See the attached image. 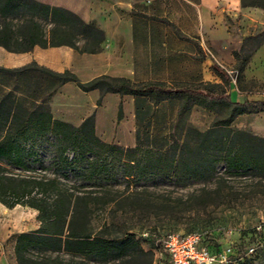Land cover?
Wrapping results in <instances>:
<instances>
[{
    "label": "trees",
    "instance_id": "obj_1",
    "mask_svg": "<svg viewBox=\"0 0 264 264\" xmlns=\"http://www.w3.org/2000/svg\"><path fill=\"white\" fill-rule=\"evenodd\" d=\"M239 1L241 7L264 10V0ZM103 40L101 29L68 9L37 0H0V45L8 51L24 52L35 45H67L79 52L96 53L101 50ZM81 41L83 46L79 45ZM262 44L264 31L246 36L239 49L232 51L237 84L244 79L250 58ZM197 48L201 51L200 45ZM29 66L51 81L46 96L32 109L24 108L1 82V76L18 73ZM213 69L220 83L187 85L163 81L135 83L130 78L109 75L82 82L68 69L57 72L34 62L17 68L0 66V203L9 209L17 205L32 208L39 222L36 229L11 237L16 263L85 264L87 258L141 264L134 260L146 254L141 240L147 237L124 225L119 235L111 234L108 218L118 213L126 214L124 208L121 212L117 209L122 207V203H118L121 200L101 201L99 192L88 190L86 183L100 185L121 175L134 183L158 177L172 178L184 186L212 178L218 163L230 172L254 171L264 176V137L231 128L236 117L264 111V99L232 100L230 74L215 61ZM66 82H75L85 92L97 89L101 95L134 96L136 120L140 116V103L146 98L155 103L178 98L180 114L192 105H199L216 110L219 116L205 130L187 126L181 141L172 140L162 146L141 142L137 130L134 146L124 147L105 142L96 135L94 113L79 125L53 118L48 99ZM100 102L101 97L98 105ZM121 114L119 106L118 116ZM47 145L51 148L48 166L44 157ZM38 169L48 170L51 176L37 172ZM70 176L76 179V184L69 183ZM136 198L134 209L142 214L145 212L143 198ZM96 212L106 214L99 226L92 224V215ZM237 264L257 263L247 258Z\"/></svg>",
    "mask_w": 264,
    "mask_h": 264
},
{
    "label": "rangeland",
    "instance_id": "obj_2",
    "mask_svg": "<svg viewBox=\"0 0 264 264\" xmlns=\"http://www.w3.org/2000/svg\"><path fill=\"white\" fill-rule=\"evenodd\" d=\"M142 1L143 6L134 11L140 21L138 33L144 43L136 53L134 74L130 78L133 82L220 83L213 69L215 61L231 76L229 94L232 100L264 99V44L250 58L244 70V79L239 84L233 73L235 59L232 54L233 50L239 49L246 36L264 31L263 9L241 7L237 0H220L216 11L201 16L192 4L184 0ZM79 45L83 46L84 42ZM197 45H200L201 51ZM1 82L4 89L12 91L26 109L36 108L51 85L49 78L32 66L1 76ZM66 95L72 96L70 92ZM115 97L117 94L107 95L102 109L104 123L97 128L95 123L96 135L105 142H133L138 130L141 142L162 146L172 140L181 141L184 138L183 129L187 126L205 130L219 116L216 110L199 105H192L180 114L181 101L178 98L157 103L146 98L140 103V116L133 125L128 113L135 112L136 98L124 95V100L117 103ZM82 99L86 102L89 95ZM119 106L122 111L120 117ZM124 113L127 118L120 122ZM231 128L264 137V111L236 117ZM44 157L48 166L51 158L49 145ZM37 172L51 176L48 170L38 169ZM69 183L76 184L77 181L70 176ZM85 185L88 190L98 191L101 201L109 198L121 200L118 203H122V207L117 209L121 212L124 208L126 214L118 213L108 218L111 234L119 235L123 225L132 228L136 234L147 233L143 235L146 240H141L146 254L138 255L135 263L169 264L167 257L160 255L156 239L168 232H199L203 243L212 248L231 245L237 251H244L248 246L261 242L263 249L249 258L257 264H264V176L254 171L230 172L218 163L212 178L192 181L184 186L178 185L172 178L158 177L149 182L134 183L121 175L100 185ZM136 197L143 198L145 212L142 214L134 209L133 200ZM36 214V210L29 207L17 205L9 209L0 203V264H17L11 237L36 229L39 226ZM105 216L94 213L92 224L99 226ZM259 225L261 229L257 230ZM74 258L80 260L79 257ZM84 262L122 264L117 260L100 262L87 258Z\"/></svg>",
    "mask_w": 264,
    "mask_h": 264
},
{
    "label": "crops",
    "instance_id": "obj_3",
    "mask_svg": "<svg viewBox=\"0 0 264 264\" xmlns=\"http://www.w3.org/2000/svg\"><path fill=\"white\" fill-rule=\"evenodd\" d=\"M51 6L68 9L85 22L91 23L104 33L102 48L96 53L79 52L67 45L40 47L33 46L24 52L6 50L0 45V66L17 68L32 62L51 70L62 72L66 69L74 72L77 77L86 82L100 75L131 78L134 74V62L138 47L143 40L138 33L139 19L135 10L143 5L142 0H37ZM149 1V0H146ZM192 4L201 16L211 15L216 11L220 0H184ZM238 5L239 0H237ZM209 21V19H208ZM146 37L145 40H147ZM70 92L72 96L66 94ZM109 93L103 95L97 89L82 91L75 82H66L59 86L48 99L47 105L54 119L62 120L73 125H79L87 116L94 113L96 128L105 120L102 109ZM117 94V103L124 100V95ZM89 95L84 102L83 97ZM123 96V97H121ZM101 97L98 105L97 101ZM132 124L135 125L134 111L128 113ZM127 118L124 113L120 122ZM130 143H116L124 147L133 146ZM264 234V233H263Z\"/></svg>",
    "mask_w": 264,
    "mask_h": 264
},
{
    "label": "built area",
    "instance_id": "obj_4",
    "mask_svg": "<svg viewBox=\"0 0 264 264\" xmlns=\"http://www.w3.org/2000/svg\"><path fill=\"white\" fill-rule=\"evenodd\" d=\"M256 229H261V226ZM155 245L160 255L167 257L169 264H237L257 254L263 247L261 242H256L244 251H237L231 245L212 249L203 243L199 232H168L156 239Z\"/></svg>",
    "mask_w": 264,
    "mask_h": 264
}]
</instances>
